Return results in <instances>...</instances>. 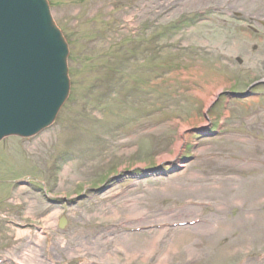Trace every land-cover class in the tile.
I'll return each instance as SVG.
<instances>
[{"label": "rangeland", "instance_id": "1", "mask_svg": "<svg viewBox=\"0 0 264 264\" xmlns=\"http://www.w3.org/2000/svg\"><path fill=\"white\" fill-rule=\"evenodd\" d=\"M48 1L70 92L0 142V264H264V232L216 223L264 185V0ZM223 176L237 192L202 194Z\"/></svg>", "mask_w": 264, "mask_h": 264}, {"label": "water", "instance_id": "2", "mask_svg": "<svg viewBox=\"0 0 264 264\" xmlns=\"http://www.w3.org/2000/svg\"><path fill=\"white\" fill-rule=\"evenodd\" d=\"M53 26L44 0H0V139L46 127L67 95V51Z\"/></svg>", "mask_w": 264, "mask_h": 264}, {"label": "bare ground", "instance_id": "3", "mask_svg": "<svg viewBox=\"0 0 264 264\" xmlns=\"http://www.w3.org/2000/svg\"><path fill=\"white\" fill-rule=\"evenodd\" d=\"M148 5H152V3H148ZM142 8V14L150 13L151 10L154 14V16H160L167 13L170 9H161L156 10V5L147 6L145 4L140 5ZM184 75L187 74V72H183ZM197 95H199L202 98H205V94L202 91H196ZM209 100L206 101V104L208 105ZM206 105V106H207ZM205 124V123H204ZM184 130V127L181 128L179 136L174 144V154L177 155L180 151L182 146L185 143V138L182 137V132ZM42 132L41 134H43ZM39 134L36 139L41 135ZM169 156H165V158H168ZM171 157V156H170ZM165 158H161V161H163ZM232 182L231 176H223L219 177L217 179H213L214 185L206 187H200V191L204 196L211 197L215 192H222L224 196H227V194H233L234 192H237L234 188L233 191L231 189L230 183ZM199 191V189H198ZM221 194V193H220ZM240 202L242 205V210L235 216L232 220H225L224 222H216L218 225L220 224V228L226 232H231L234 234V237H231L229 241L227 242L228 245H232L236 243V240L240 236H245L248 241H250L252 238L250 235H252L253 232L257 233H263L264 232V213L261 215H256L253 212V208L249 205L255 203V205L258 204V202L264 201V185L260 187H256V190H252L250 193H247L246 195H239ZM227 198V197H226ZM217 202L218 199H217ZM218 204V203H217ZM246 206V207H245ZM49 217H46L45 221L48 220ZM20 234V233H19ZM25 260V259H24Z\"/></svg>", "mask_w": 264, "mask_h": 264}]
</instances>
